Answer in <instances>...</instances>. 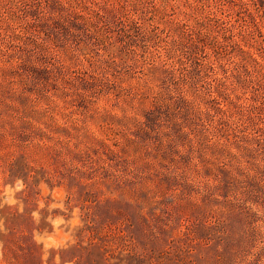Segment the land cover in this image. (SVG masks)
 <instances>
[{
	"label": "rangeland",
	"instance_id": "obj_1",
	"mask_svg": "<svg viewBox=\"0 0 264 264\" xmlns=\"http://www.w3.org/2000/svg\"><path fill=\"white\" fill-rule=\"evenodd\" d=\"M196 3L0 0V264H264V67Z\"/></svg>",
	"mask_w": 264,
	"mask_h": 264
},
{
	"label": "trees",
	"instance_id": "obj_2",
	"mask_svg": "<svg viewBox=\"0 0 264 264\" xmlns=\"http://www.w3.org/2000/svg\"><path fill=\"white\" fill-rule=\"evenodd\" d=\"M197 1L198 3L194 5V9L203 13V16L196 18L194 25H192L190 28H193L192 31H195L199 42H205V39L203 40L202 37H218L223 41H232L237 50L240 52L242 59L246 61L245 65L249 62H252L255 67H264V65L253 56V53L250 50L242 48V45L237 40H235V37H240V40L243 41L242 44H244V46L248 48L256 47L258 52L263 54L264 32L261 30L260 26L262 18L264 19V11H260L259 8H257V18L250 14V12L247 10H243L246 12V15L250 17V23H247L246 18L239 16L241 10L236 11V15L238 16L237 18L227 19L218 15L216 12L211 11L207 7V1ZM238 18L242 20V23L238 22ZM175 25L178 31H182V28H184L186 24H184L183 21H178L175 22ZM257 37H262L261 39L263 40L260 39L259 41ZM212 46L217 54H229L228 49H226L223 46V43H220V41H216V43H214ZM257 72L258 77H260L259 83L264 85V70L261 71L260 68H257Z\"/></svg>",
	"mask_w": 264,
	"mask_h": 264
}]
</instances>
